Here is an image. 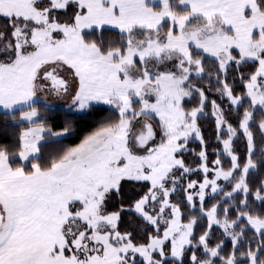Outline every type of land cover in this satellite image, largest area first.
I'll return each instance as SVG.
<instances>
[{
  "label": "snow or ice",
  "instance_id": "obj_1",
  "mask_svg": "<svg viewBox=\"0 0 264 264\" xmlns=\"http://www.w3.org/2000/svg\"><path fill=\"white\" fill-rule=\"evenodd\" d=\"M0 264H264V0H0Z\"/></svg>",
  "mask_w": 264,
  "mask_h": 264
}]
</instances>
